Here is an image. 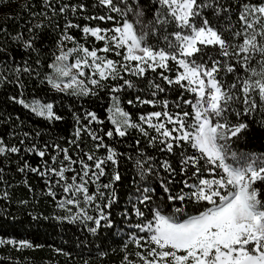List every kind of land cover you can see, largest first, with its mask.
Listing matches in <instances>:
<instances>
[{"label":"snow or ice","instance_id":"1","mask_svg":"<svg viewBox=\"0 0 264 264\" xmlns=\"http://www.w3.org/2000/svg\"><path fill=\"white\" fill-rule=\"evenodd\" d=\"M13 7L0 0V87L16 89L7 100L45 127L65 122V113L73 127L70 136L43 139L21 122L0 134V201L11 202L13 173L29 193L27 177L35 176L58 210L56 226L96 240L112 230L120 236L119 249L89 240L83 264L110 254L119 264H264V152L239 147L251 123L264 128V0H25L15 14ZM18 19L24 24L10 32L7 21ZM122 143L135 154L120 151ZM128 161L135 199L118 227L112 209ZM43 247L0 238L10 250L0 264H36L11 251Z\"/></svg>","mask_w":264,"mask_h":264},{"label":"trees","instance_id":"2","mask_svg":"<svg viewBox=\"0 0 264 264\" xmlns=\"http://www.w3.org/2000/svg\"><path fill=\"white\" fill-rule=\"evenodd\" d=\"M25 0H13L12 12L15 14L19 9L15 5L23 4ZM26 18V17H25ZM5 24L4 15L0 13V27ZM24 20H8L7 26L9 31L15 33L20 30ZM26 32V29H25ZM79 38V33H74ZM4 43L3 37L0 36V45ZM17 60H19V54H17ZM27 58V57H25ZM35 57L33 56V59ZM46 62L48 58L45 57ZM31 85V82H29ZM16 89L11 85L6 88L0 87V134L5 132H10L12 130L13 124L20 126L23 122L24 130H41L46 133L43 139H47L48 135H64L70 136L72 131V121L65 113V122H58L54 128L45 127V123L42 119L30 114L28 110L23 109L18 104H12L7 100V95L12 94ZM32 94H34V89L29 86L26 90L25 95L31 99ZM38 97L43 96L42 93H35ZM53 95L49 92L48 96ZM47 97H45L46 99ZM65 105L67 106L68 101L65 100ZM88 105L85 104V107ZM106 107V106H105ZM147 107V106H146ZM126 110L130 111L134 117H137L140 113L137 109L128 106L125 103ZM101 119L105 120V127H110V123L107 121V112L104 108L97 109ZM8 115H11L12 121L8 124L3 123ZM19 117V120L16 119ZM258 119V118H257ZM135 135V134H134ZM7 139V137H6ZM131 142V141H129ZM91 147V145H89ZM120 151L127 150L128 152H133V149L128 148L127 143H122L117 145ZM239 147L241 151L248 152H264V128H262L258 123L253 122L250 125L249 130L243 135L239 142ZM103 154V152H101ZM31 162L35 165L39 163L38 157H31ZM14 166V165H13ZM109 174H111L112 169H107ZM120 171L122 173V181L117 185L118 194L120 197L119 205H114L112 211L113 215L117 220L118 227L120 225V212L130 207L127 204L129 198L135 199L133 196L134 185H133V172L131 161L121 164ZM22 175H17L13 173L10 178V183L13 185L9 191L12 193V199L9 203L8 201H0V238H16V239H29L34 243L44 244L45 247L38 250H27L24 252L11 251L13 257H18L20 259L27 258L28 260H35L36 264H83V259L89 258L88 249L91 248L88 245L89 240H95L96 244H101L104 248L119 249L120 236L115 233L114 230L104 232L103 239L96 240L90 235L84 237L82 232H77L75 228L65 230L63 227H58L57 222L51 219L58 210L55 209L54 203L50 198L44 195L43 182L35 176L27 177L29 183L33 186L34 191L29 193L27 189L21 184L24 179ZM104 182H107V178H103ZM3 190V185H0V192ZM21 200H28L27 205L21 204ZM11 213V215H9ZM38 217V219H34ZM134 218V217H133ZM83 244L86 247L81 251L80 245ZM51 246V247H49ZM62 248L65 252L71 254L70 258L55 252L54 248ZM9 249L0 248V255H8ZM91 256L95 258L96 250L92 248ZM119 255L110 254L109 257L103 260V264H119Z\"/></svg>","mask_w":264,"mask_h":264}]
</instances>
